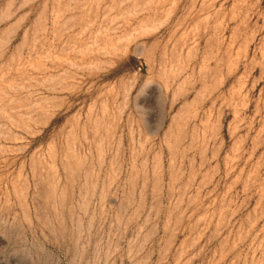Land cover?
Here are the masks:
<instances>
[{
    "label": "rangeland",
    "instance_id": "obj_1",
    "mask_svg": "<svg viewBox=\"0 0 264 264\" xmlns=\"http://www.w3.org/2000/svg\"><path fill=\"white\" fill-rule=\"evenodd\" d=\"M0 264H264V0H0Z\"/></svg>",
    "mask_w": 264,
    "mask_h": 264
}]
</instances>
